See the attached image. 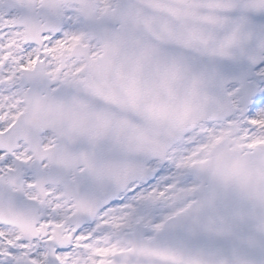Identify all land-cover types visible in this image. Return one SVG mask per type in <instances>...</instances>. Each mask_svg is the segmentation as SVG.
Segmentation results:
<instances>
[{"label":"snow or ice","instance_id":"obj_1","mask_svg":"<svg viewBox=\"0 0 264 264\" xmlns=\"http://www.w3.org/2000/svg\"><path fill=\"white\" fill-rule=\"evenodd\" d=\"M0 264H264V0H0Z\"/></svg>","mask_w":264,"mask_h":264}]
</instances>
